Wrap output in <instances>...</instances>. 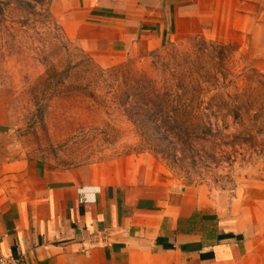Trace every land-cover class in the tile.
<instances>
[{"label":"rangeland","instance_id":"374dc122","mask_svg":"<svg viewBox=\"0 0 264 264\" xmlns=\"http://www.w3.org/2000/svg\"><path fill=\"white\" fill-rule=\"evenodd\" d=\"M0 1V156L56 167L142 156L216 190L260 176L264 73L240 33L202 13L156 47L102 56L67 35L58 0Z\"/></svg>","mask_w":264,"mask_h":264},{"label":"crops","instance_id":"0c3cea01","mask_svg":"<svg viewBox=\"0 0 264 264\" xmlns=\"http://www.w3.org/2000/svg\"><path fill=\"white\" fill-rule=\"evenodd\" d=\"M53 11L102 56L156 47L210 14L256 46L264 73V0H58ZM0 254L14 264H264V161L230 191L179 184L142 156L71 167L0 156Z\"/></svg>","mask_w":264,"mask_h":264},{"label":"built area","instance_id":"2783aa9c","mask_svg":"<svg viewBox=\"0 0 264 264\" xmlns=\"http://www.w3.org/2000/svg\"><path fill=\"white\" fill-rule=\"evenodd\" d=\"M14 257L12 255L6 256L0 254V264H14Z\"/></svg>","mask_w":264,"mask_h":264},{"label":"trees","instance_id":"16d2710c","mask_svg":"<svg viewBox=\"0 0 264 264\" xmlns=\"http://www.w3.org/2000/svg\"><path fill=\"white\" fill-rule=\"evenodd\" d=\"M0 4H1V1H0ZM2 10L1 6H0V11Z\"/></svg>","mask_w":264,"mask_h":264}]
</instances>
